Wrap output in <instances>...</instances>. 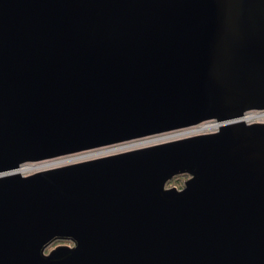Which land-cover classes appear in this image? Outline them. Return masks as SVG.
<instances>
[{
    "label": "water",
    "instance_id": "95a60500",
    "mask_svg": "<svg viewBox=\"0 0 264 264\" xmlns=\"http://www.w3.org/2000/svg\"><path fill=\"white\" fill-rule=\"evenodd\" d=\"M253 112L264 0H0V264H264Z\"/></svg>",
    "mask_w": 264,
    "mask_h": 264
},
{
    "label": "bare ground",
    "instance_id": "6f19581e",
    "mask_svg": "<svg viewBox=\"0 0 264 264\" xmlns=\"http://www.w3.org/2000/svg\"><path fill=\"white\" fill-rule=\"evenodd\" d=\"M244 121L246 123H253V122H263L264 121V113H249L247 115H245V117L243 118ZM218 129V125L213 124V123H209V124H205V125H200L197 128H188L186 131H180V132H176V134H171V135H165V136H158V137H154L153 139H149V140H143L142 143H133L127 146H123L122 148H114L111 150H107V149H102L100 151L97 152H89L91 154H86L87 156H78V157H69L67 159H60V160H56V161H45V162H40V163H34V164H27L24 165L20 170V173L22 175L24 174H32L35 173L36 171H41V170H45L46 168H53L56 166H61V165H67V163H73V162H78L80 160H87L89 158H93V157H98L100 155H111V153H117V152H122V150H132L133 148H139V147H144L146 145L149 144H155L156 142H166L168 140H173L176 138H180V137H186L191 136V135H197L198 133H206V132H213V131H217ZM140 142V141H138Z\"/></svg>",
    "mask_w": 264,
    "mask_h": 264
},
{
    "label": "rangeland",
    "instance_id": "374dc122",
    "mask_svg": "<svg viewBox=\"0 0 264 264\" xmlns=\"http://www.w3.org/2000/svg\"><path fill=\"white\" fill-rule=\"evenodd\" d=\"M255 113H264V112H255ZM264 122V121H263ZM178 132H180V131H178ZM183 132V131H182ZM210 132V131H209ZM209 132H206V133H209ZM171 134H173V133H168V135H171ZM174 134H176V133H174ZM165 135H167V134H165ZM165 135H160V136H165ZM188 136V135H187ZM186 136V137H187ZM156 137H158V136H156ZM185 137V136H184ZM183 136L182 137H180V138H184ZM149 139H153V138H144L143 140H149ZM143 140H140V142H138V141H133V143H142V141ZM173 140H177V138L176 139H173ZM144 142V141H143ZM133 143H130V144H133ZM156 143H162V142H156ZM130 144H122V145H118V146H112L111 148H104V149H107V150H111V149H114L115 147L116 148H122L124 145L125 146H127V145H130ZM149 145H155V144H149ZM149 145H146V146H149ZM122 151H126V150H122ZM89 152H97V151H89ZM89 152H87L86 154H91V153H89ZM115 153V152H114ZM117 153H120V152H117ZM85 153H81V154H78V156L80 155V156H87ZM78 157L77 155H72L71 157ZM100 156H105V155H100ZM100 156H98V157H100ZM70 156H68L67 158H69ZM98 157H93V158H98ZM67 158H58V159H56V160H62V159H67ZM89 159H91V158H89ZM89 159H87V160H89ZM56 160H54V161H56ZM73 163H75V162H73ZM68 164V163H67ZM66 165V164H65ZM61 166H63V165H61ZM33 174V173H32ZM25 175H28V174H25ZM187 180V178L185 177V176H178V178H175V179H173L172 181H170L169 183H168V187H175V188H177L178 190L179 189H182L183 187H184V182ZM60 244H62L61 242L60 243H54V244H52L51 245V247L49 248V249H52L53 247H56V246H60Z\"/></svg>",
    "mask_w": 264,
    "mask_h": 264
},
{
    "label": "trees",
    "instance_id": "16d2710c",
    "mask_svg": "<svg viewBox=\"0 0 264 264\" xmlns=\"http://www.w3.org/2000/svg\"><path fill=\"white\" fill-rule=\"evenodd\" d=\"M57 244V243H56Z\"/></svg>",
    "mask_w": 264,
    "mask_h": 264
}]
</instances>
